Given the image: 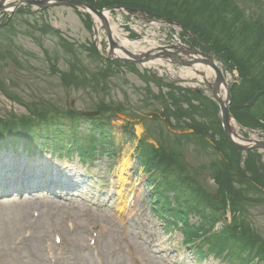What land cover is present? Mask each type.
Listing matches in <instances>:
<instances>
[{
	"label": "rangeland",
	"instance_id": "obj_1",
	"mask_svg": "<svg viewBox=\"0 0 264 264\" xmlns=\"http://www.w3.org/2000/svg\"><path fill=\"white\" fill-rule=\"evenodd\" d=\"M261 2L264 0H238L236 11L239 8L247 19H258L257 13L264 14ZM13 3L7 0L8 6ZM149 3L154 5L156 1ZM182 3L175 6L182 8ZM130 6L98 9L111 10L110 26H116L119 34L139 43L145 51L175 42L185 44L178 26L181 24L154 14L151 17L142 8ZM113 38L119 44V37ZM94 46L101 59L93 55ZM227 49L224 54L230 58ZM208 51L227 80L238 81L239 91L244 89L238 69L227 70L219 54L210 48ZM162 60L139 65L111 58L108 32L98 16L85 9H38L29 4L7 12L0 9V120L15 122L0 125L1 163L27 159L50 163V170L54 167L61 171L63 175L58 177L75 188L67 189L68 193L59 187L32 190L23 196H0V264H264V190L258 193V185L250 182L259 177L264 185V150L237 149L224 132L221 108L206 84L200 83V77L189 67ZM202 68L213 80L214 74ZM65 71L73 74L69 78L74 84L71 89L60 75ZM254 83L263 91L250 93L253 99L249 106L254 112L250 108L242 112L252 126L234 118L242 137L264 140V77ZM221 91L225 93L224 88ZM102 103L107 111L100 108ZM31 107L46 114L42 120L38 118L43 122L29 123L31 128L42 125L44 137L35 138L30 127L23 129L25 118L36 121L29 116ZM73 112L79 121L77 134L86 142L98 141L93 160L84 162L79 150L65 149L69 147ZM87 112H101L94 117L109 121L108 138L99 137L103 130L90 129ZM52 116L57 117L60 128ZM45 137L49 146L43 143ZM142 144L147 146L144 153ZM126 157L132 163L131 183L120 188L118 169ZM230 168L236 172L228 177L236 200L234 208L237 203L247 208L243 214L245 227L239 224L241 212L218 197L223 188L219 179ZM239 169L256 189L245 186ZM174 171L185 181L183 185L200 188L206 197L210 194L213 205L202 203L200 211L191 208L190 212L185 209L188 206H182L188 215L182 221L166 216L163 200L159 201V192L163 191L160 180L173 179L177 174ZM167 193L174 207L180 204L176 200L180 192L172 189ZM120 200H126L122 209ZM214 217L217 224L211 234L236 229L234 241L239 243V252L234 242L226 248L201 245L197 239L202 241V235L190 240L191 247L185 244L186 226L209 227ZM241 243L247 245L245 252ZM211 249L215 251L210 253Z\"/></svg>",
	"mask_w": 264,
	"mask_h": 264
},
{
	"label": "trees",
	"instance_id": "obj_2",
	"mask_svg": "<svg viewBox=\"0 0 264 264\" xmlns=\"http://www.w3.org/2000/svg\"><path fill=\"white\" fill-rule=\"evenodd\" d=\"M80 1H84L100 9L106 7H112V6L131 5L130 7L142 8L144 11H147L150 14V16L151 14L152 15L154 14L155 16H159L160 18L166 19L170 23L178 22L179 24H181L182 28L184 29V32H182L183 37H186L185 31L190 32L194 36V44L197 47H199L204 51H207L208 48H210L212 52H214L215 54H219V56L222 58V59L220 58L221 61H223L224 66L228 70L232 71L238 69L240 76L244 80V89L247 91V94L244 89L239 91V85L237 82L232 86L231 112L241 124L245 123L252 126L249 121L243 119L242 112L243 110L250 108L249 111L252 110L253 113L254 108L249 106V102L253 99L252 97H250L252 95V94L250 95V93L256 95L258 91L259 92L263 91L261 86L258 87V84L256 85L254 83L257 81L258 78L264 77V14L263 13H257L259 16L258 19L255 18L247 19L246 14L242 10L238 8V10L236 11L235 3L238 2V0H183L184 4L182 3V8H179L178 5L175 6L177 3H180L182 0H153L154 3L156 1V4L154 5H151L149 3V0H134L136 2L135 4L132 2H127L126 0H113V1L96 0V2L94 0H80ZM150 1L152 2V0ZM167 4L170 5L172 4L175 7L169 8ZM261 4L263 5L262 2ZM257 5H259V2ZM192 8L195 9L193 12H192L193 10ZM45 24L48 25L49 23H45ZM222 46H227L228 49L223 48ZM94 47L95 48L93 50L94 51L93 55L100 58V55L98 54L96 49L97 47L96 46ZM226 49L230 54V58L224 54ZM234 56L236 57V60H234ZM57 60L55 59V61ZM57 62H54V66L55 64H57ZM60 75L62 76L64 85H66L67 88L71 89L74 84L72 85L71 80L69 78L72 77L73 74L70 73V71H65V72H61ZM93 77L95 78V76ZM241 95H245L247 97H241ZM259 98H262V96H260ZM244 103H247L248 107H243ZM100 106H103L105 111H107L106 104L102 103V105ZM45 115L46 114L41 113L39 109L37 110L34 107H31L29 110V116L30 117L34 116L36 118V121L31 120L30 118L28 119L25 118L22 123V126H24L23 129L30 127L31 125H29V123L36 124L43 122V121H39L38 118L41 119ZM261 117H259L261 118V120L264 119V115L262 116L261 114ZM54 119L57 122L56 120L57 118ZM72 119L73 120H71L72 122L69 125L68 135L70 136L74 132L75 137L74 140H72L73 145L76 148H78L80 154L85 159L89 158L93 160L96 156L95 146L98 141L91 139L92 141L86 142V139L84 140L81 139L80 134L76 135L77 133L76 128L78 129L79 121L77 119L76 114H74V112L72 113ZM85 119L91 122L90 129L93 132H96L98 130H103L102 133H100L99 137L102 138V136L104 135V137L107 138V136H109L108 134H109L110 124L108 123L109 122L108 120H104V117L102 116L93 117V118L86 117ZM13 123L15 122L8 123V122H4L3 120H0L1 126L10 125ZM57 125L59 126V128L61 127L60 123L58 122ZM34 127L33 126L32 128L30 127V130L34 132L35 138L36 136L41 137L46 134L44 133V128L42 125H36ZM37 127H40L41 129L36 130ZM103 128H106L107 130ZM39 131L42 133H39ZM57 131L59 132L60 130L58 129ZM57 135L62 136V134H57ZM55 137L58 138L57 136ZM28 141H31V139H28ZM28 146H30V143ZM142 146H143L142 153H144L147 146L145 144L144 145L142 144ZM239 164H241L240 161ZM239 170L237 171V173H240V175L242 174L241 178L243 179V181H245V186L250 185L249 183L251 182L254 185L256 184L258 185L259 187V190H257L258 193L263 192L264 185L262 181L259 179V177L254 178L252 180L250 179L251 181L247 182L248 179L246 178V175H244V172L242 170L240 171ZM176 173H177L176 175L174 174L172 176L173 179L165 180L163 178L162 180H160V185H162L164 191L163 192L161 190L159 192L160 194L159 200H163V205H164V207H162L163 213L171 215L176 220L181 221L184 218H188V215L184 211L183 207L188 206V208L185 209H187L190 212L191 208H196L197 210L200 211L201 208L203 207L202 203L206 205L207 204L213 205L212 200L208 198V197L211 198L210 194L207 195L206 197L204 194H202V190H200V188H192L191 184L190 186L183 185L185 181L182 180V178L180 177L181 175H178L179 174L178 171ZM229 174L235 175L236 172L232 171V169L230 168L228 171L222 174L224 176H221L219 182L222 181L221 183H223L222 185L223 188L219 193L218 197H220L224 201L223 203H227L231 208L236 209V211L238 212H241L240 214L242 215L241 216L242 219L239 222V224L242 225V227H245L246 221L245 218L243 217V214H245L247 208H245V205H240L239 203H237V208H234V204H236V200H234V197L232 196L234 192L231 185L232 183H229V178H228L232 176H229ZM225 175L227 176L225 177ZM177 183H179L181 186H177ZM252 184L249 187L251 189H256L253 187ZM172 189H174L176 193L180 192V196H177L176 198L177 202L180 204L177 205L176 207L172 206L171 205L172 203L168 199L169 197L167 191H170ZM185 194L187 195L188 199L185 197ZM234 196L236 195L234 194ZM216 197L217 196H213L214 199H216ZM164 208H166L167 210H164ZM221 214L222 213H218V215ZM216 221L217 219L214 217L213 221L210 222L209 227L208 226L207 227L201 226L200 228L199 227L195 228L194 226H186V227L191 230L190 236L199 235L198 233L199 230H202L203 231L202 235H205L206 233H210V231L216 224ZM185 224H186V220H185ZM235 231L228 232L227 230L224 229V231L220 233V235L215 234L210 237H207L206 241H208L210 245H213V248H219V245L222 246L225 245L221 248H226L227 246L233 243L230 241V239H228L227 241H219V238H223V237L228 238V236L230 237L232 235L234 236L236 235ZM231 239H233V242L235 244L234 245L235 250L237 249V252H239L238 248L240 246H238L239 243L237 245L236 241H234L235 236L232 237ZM241 245L244 246L243 248L245 252V250H247V245L244 243H241ZM211 250H213V252L215 251L214 249ZM259 254H261V252H258V255Z\"/></svg>",
	"mask_w": 264,
	"mask_h": 264
},
{
	"label": "bare ground",
	"instance_id": "obj_3",
	"mask_svg": "<svg viewBox=\"0 0 264 264\" xmlns=\"http://www.w3.org/2000/svg\"><path fill=\"white\" fill-rule=\"evenodd\" d=\"M111 12H112L111 10H104L103 11V18L105 19L106 22H108V25H109V28H110V32L112 33V38L115 37V39H116L117 37H119L118 38L119 39L118 40V42H119V47L118 48L125 49V50H128V51H130L129 50L130 47H132L134 50L141 49L143 51L140 54L133 53L132 51L131 52L133 54L141 57V58H142V56H145L146 54H149L147 56L153 57V60L146 61V62H143V63H137V62L133 61L134 58H133L132 55H130V54H128L125 51H122L120 49H115V50L113 49L111 51V46L109 45V54H110L111 58L118 59V60H126L128 62H131V63H134V64H139V65H148L150 63H153L154 59H155L154 56H155L156 53H154L152 51H149V50L145 51L143 47H140L139 43L131 42L128 38H125L121 34H119L116 26H114V25L110 26L109 23L111 22V19H112V13ZM98 18L100 19V21L103 23V25L105 27L104 20L100 16H98ZM120 38H122V39H120ZM120 54H123V55H120ZM162 58L163 57L161 56V57H158L157 59L158 60H162ZM191 67L195 71L202 70L203 69L202 67H204V68H208V71L210 72V74H212V72H213V70L210 69V66L201 64L200 61H196V60L193 62ZM184 77L185 76L182 75L183 79H184ZM219 96H220V98L225 99V95L222 93V91H220V95ZM100 108L102 110H104L103 106H100ZM100 113L101 112H99V115H100ZM53 118H57V117H53ZM231 126H232L233 130L235 129L234 131L237 132V133H235L236 136H237L239 134L238 133L239 130L237 129V123H236L235 120L231 121ZM240 136H242V135H240ZM82 137L84 138V136H81V139H82ZM107 138H108V136H107ZM84 139H86V138H84ZM236 139H237V137H236ZM240 141L244 142L242 139H240ZM113 150H115V149L113 148ZM51 154H53V153H51ZM140 156H142L144 158V161H145V156L143 154H141V152H140ZM27 160L28 161H26V162H22V163L19 162V163L14 164L13 168L9 169L8 171H4V172L0 171V190L1 189H8V188H10L11 190H14V185H17V186H21L22 187V190L19 192V194H23L34 183H36L38 180H40L41 179L40 177L47 178V180L49 182H51L52 186L56 185V187L57 186H61L63 188L67 187V182L61 181L59 179V177H58L60 175H63V173H61V171H57L54 167H53V171H51L50 170V166H51L50 163L49 164L48 163H44V162H37L36 163V161L34 162V161L30 160V159H27ZM131 166H132V163H131V160H130L129 157H126L125 159H122L121 165H120V167L118 169V180L120 182V188H124V186L127 183H129V184L131 183L130 182V175H129V173H130L129 170H130ZM37 167H39V168H37ZM175 172H177V171H175ZM47 174H48V176H47ZM36 175H39V177L35 178ZM52 177L54 178V180H53ZM70 180L72 182L74 181L72 177H70ZM13 192H16V190L13 191ZM63 192L64 193H68L69 190L63 189ZM202 193H204V191ZM9 195L10 196H14L13 193H10ZM120 204L122 205L121 206V209H122L123 205L126 204V200L125 201L120 200ZM214 227L212 229H214ZM190 231L191 230L189 228H185L183 236L185 238V244L191 247ZM229 239H230L231 242H233V239H231V238H229ZM35 245H37V244H35ZM212 252H213V250H211L210 253H212ZM245 261H246V259H245Z\"/></svg>",
	"mask_w": 264,
	"mask_h": 264
},
{
	"label": "water",
	"instance_id": "obj_4",
	"mask_svg": "<svg viewBox=\"0 0 264 264\" xmlns=\"http://www.w3.org/2000/svg\"><path fill=\"white\" fill-rule=\"evenodd\" d=\"M13 1H14V3L11 6H8L7 0H1L0 1V9L7 12L12 7H13V9L14 8L17 9L21 5L29 4V5H32L36 8H38V9H46L48 7H55V6H72V7H78L80 9H85V10L91 11L92 13L96 14L97 16H100L104 20L105 28H106V31L108 32L109 41L111 44V51L113 49H115L116 47H118V44H116V42H114V40L112 38V34L110 32L108 22H106L105 19L103 18V11L96 9V8L90 6L89 4L85 3V2H81L78 0H13ZM172 47L176 50L175 52H170L166 48H162V52L155 54L154 57L155 58L161 57V56L162 57H171V58L175 59L176 62H178L177 59L179 56L178 55L179 51H181L187 55L190 53H193L196 55L203 56L204 58L200 59L199 61H201L204 64L211 66L216 73V79L214 80L213 83L208 82V86L210 87L211 92H212L215 100L217 101V103L219 104V106L221 108V120H222V125H223L224 132H225L226 136L232 142V144L235 145L240 150H243V151H254V150H258V149L264 150V140H255L253 138L247 139V138L240 136L239 134L236 136L235 133H237V132L234 131L235 129L233 130V128L231 126V121L235 120V119L229 110V105H230V101H231L230 84H228L223 72L221 71L219 66L216 64L212 55L210 53L208 54V53L193 50L192 48L184 47V48L179 49L177 46H172ZM123 50L126 53L132 55L134 58L133 61H135L137 63H143V62L150 61L153 59V57L147 56L149 54H146L145 56H142V58H141V57L133 54L132 52H130L128 50H125V49H123ZM193 62L194 61L190 60L186 63L188 65H192ZM221 85H224L226 88V99H222L219 96ZM96 114L99 115L98 113L87 112L88 116H95ZM240 127H242V126L240 125ZM236 137L238 140L236 139ZM240 139H242L243 141L246 140V142L245 141L242 142V141H240Z\"/></svg>",
	"mask_w": 264,
	"mask_h": 264
}]
</instances>
